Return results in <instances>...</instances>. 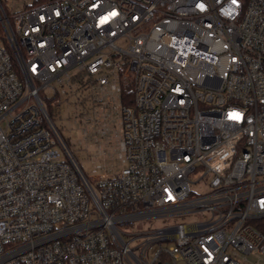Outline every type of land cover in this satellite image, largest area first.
<instances>
[{
    "label": "built area",
    "instance_id": "2783aa9c",
    "mask_svg": "<svg viewBox=\"0 0 264 264\" xmlns=\"http://www.w3.org/2000/svg\"><path fill=\"white\" fill-rule=\"evenodd\" d=\"M0 23V264H264V0H0ZM73 84L119 121L118 171L80 175L49 112Z\"/></svg>",
    "mask_w": 264,
    "mask_h": 264
},
{
    "label": "rangeland",
    "instance_id": "374dc122",
    "mask_svg": "<svg viewBox=\"0 0 264 264\" xmlns=\"http://www.w3.org/2000/svg\"><path fill=\"white\" fill-rule=\"evenodd\" d=\"M34 0H2L8 12L18 11L31 4ZM73 71V70H71ZM67 86V85H66ZM68 87V93L59 95L63 102L56 106H50L54 115L55 123L60 128L63 137L67 140L70 149L75 158L79 162L83 171L90 176L97 164H102L108 171H118L121 163L118 160V124L114 118V112L109 107L104 108L103 105H96V101H92L93 95L97 96L91 88L82 89L76 84ZM48 96L53 97L54 92L48 91ZM93 111L97 112V118L100 127L107 122V132L104 135L98 133L96 128L98 125H89V134L84 130V117H89ZM107 115V118H105ZM77 116V117H76ZM83 119V120H82ZM104 172L103 168H99L98 174ZM199 191L203 190V186L197 187ZM199 216L189 215L184 218H156L123 225L127 228L128 233H137L149 228H158L167 226L177 221H193ZM126 240L131 236L125 234ZM136 243H132L135 245ZM154 244L149 251V257L152 258L154 250L158 247ZM252 258V255L248 256Z\"/></svg>",
    "mask_w": 264,
    "mask_h": 264
},
{
    "label": "trees",
    "instance_id": "16d2710c",
    "mask_svg": "<svg viewBox=\"0 0 264 264\" xmlns=\"http://www.w3.org/2000/svg\"><path fill=\"white\" fill-rule=\"evenodd\" d=\"M4 37V28L2 24L0 23V37ZM83 75H78L79 78H81ZM90 83V81H89ZM123 103L126 105H133L135 103V94H134V86L132 82L124 84V90H123ZM49 112L51 114V109L49 108ZM260 228L264 231V221L263 225L260 226Z\"/></svg>",
    "mask_w": 264,
    "mask_h": 264
},
{
    "label": "water",
    "instance_id": "95a60500",
    "mask_svg": "<svg viewBox=\"0 0 264 264\" xmlns=\"http://www.w3.org/2000/svg\"><path fill=\"white\" fill-rule=\"evenodd\" d=\"M73 159H74L75 162L77 163L76 158H75L74 156H73ZM77 169H78L80 175L83 176V177H85V173H84L83 169L81 168V166H79L78 163H77ZM85 179H86V178H85Z\"/></svg>",
    "mask_w": 264,
    "mask_h": 264
},
{
    "label": "crops",
    "instance_id": "0c3cea01",
    "mask_svg": "<svg viewBox=\"0 0 264 264\" xmlns=\"http://www.w3.org/2000/svg\"><path fill=\"white\" fill-rule=\"evenodd\" d=\"M116 122L118 124V130H117V132H118V142H119V139H120V130H119V121L117 120V118H116Z\"/></svg>",
    "mask_w": 264,
    "mask_h": 264
},
{
    "label": "snow or ice",
    "instance_id": "6c2138e0",
    "mask_svg": "<svg viewBox=\"0 0 264 264\" xmlns=\"http://www.w3.org/2000/svg\"><path fill=\"white\" fill-rule=\"evenodd\" d=\"M233 2H235V0H233Z\"/></svg>",
    "mask_w": 264,
    "mask_h": 264
}]
</instances>
